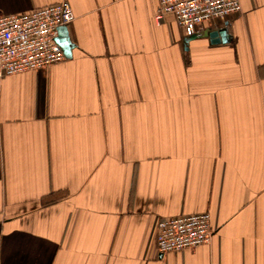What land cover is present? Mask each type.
I'll return each mask as SVG.
<instances>
[{
    "label": "crops",
    "instance_id": "obj_1",
    "mask_svg": "<svg viewBox=\"0 0 264 264\" xmlns=\"http://www.w3.org/2000/svg\"><path fill=\"white\" fill-rule=\"evenodd\" d=\"M63 1L71 58L0 79V264H264V0L188 44L158 0L0 15ZM200 213L209 244L158 252L159 220Z\"/></svg>",
    "mask_w": 264,
    "mask_h": 264
},
{
    "label": "built area",
    "instance_id": "obj_2",
    "mask_svg": "<svg viewBox=\"0 0 264 264\" xmlns=\"http://www.w3.org/2000/svg\"><path fill=\"white\" fill-rule=\"evenodd\" d=\"M241 13L240 0H158L155 21L170 15L184 37L197 34L207 22H224ZM74 14L66 1L22 15H0V79L39 70L65 60L56 43L58 28ZM213 236L207 213L161 219L156 245L160 254L209 244Z\"/></svg>",
    "mask_w": 264,
    "mask_h": 264
},
{
    "label": "water",
    "instance_id": "obj_3",
    "mask_svg": "<svg viewBox=\"0 0 264 264\" xmlns=\"http://www.w3.org/2000/svg\"><path fill=\"white\" fill-rule=\"evenodd\" d=\"M206 37L209 39V42L212 45L226 44L229 41L227 30L225 28L219 29L217 31H210L206 34ZM191 39H193V37L187 38L185 40V43L188 44ZM55 41L62 50L64 57L66 59H70L71 51L74 48V45L70 42L68 38L66 27L58 28V36Z\"/></svg>",
    "mask_w": 264,
    "mask_h": 264
},
{
    "label": "trees",
    "instance_id": "obj_4",
    "mask_svg": "<svg viewBox=\"0 0 264 264\" xmlns=\"http://www.w3.org/2000/svg\"><path fill=\"white\" fill-rule=\"evenodd\" d=\"M57 194H54V193H51V194H49V195H47V196H44L42 199H41V205H48V204H50V203H52L54 200H56L55 199V196H56Z\"/></svg>",
    "mask_w": 264,
    "mask_h": 264
}]
</instances>
